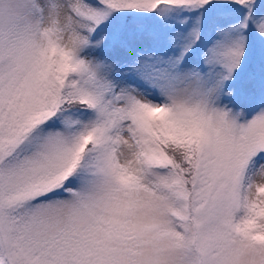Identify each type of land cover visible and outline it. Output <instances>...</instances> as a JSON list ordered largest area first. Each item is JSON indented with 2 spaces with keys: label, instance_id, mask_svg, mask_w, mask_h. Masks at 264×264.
Wrapping results in <instances>:
<instances>
[{
  "label": "snow or ice",
  "instance_id": "1",
  "mask_svg": "<svg viewBox=\"0 0 264 264\" xmlns=\"http://www.w3.org/2000/svg\"><path fill=\"white\" fill-rule=\"evenodd\" d=\"M0 264H264V0H0Z\"/></svg>",
  "mask_w": 264,
  "mask_h": 264
}]
</instances>
